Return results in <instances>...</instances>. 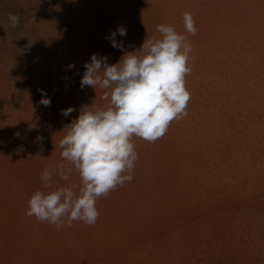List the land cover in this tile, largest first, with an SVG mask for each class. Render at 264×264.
<instances>
[{
    "label": "rangeland",
    "instance_id": "374dc122",
    "mask_svg": "<svg viewBox=\"0 0 264 264\" xmlns=\"http://www.w3.org/2000/svg\"><path fill=\"white\" fill-rule=\"evenodd\" d=\"M160 24L193 47L187 116L132 138L133 180L97 200L94 225L28 217L36 191L81 186L40 176L67 164L56 145L80 110L107 104L81 87L85 63L119 62ZM0 264H264V0H0Z\"/></svg>",
    "mask_w": 264,
    "mask_h": 264
},
{
    "label": "clouds",
    "instance_id": "9594fccd",
    "mask_svg": "<svg viewBox=\"0 0 264 264\" xmlns=\"http://www.w3.org/2000/svg\"><path fill=\"white\" fill-rule=\"evenodd\" d=\"M7 20L13 29L20 24L18 14H9ZM183 24L187 33L197 35L191 13L183 14ZM156 30L160 38L146 39L138 50L124 54L115 64L109 65L107 57L98 58L94 53L91 63H85L81 87L101 89V99L107 104L80 110L56 145L67 164L45 168L40 176L44 188L53 189L54 172L64 181L75 172L81 186L78 190L72 185L36 191L28 200V217L58 228L70 227L74 221L94 225L99 218L97 200L133 180L139 156L132 138L154 143L166 134L173 120L187 116L190 93L185 77L191 73L188 61L193 47L171 25L160 24ZM117 32L126 35L120 26L108 38L112 47L123 51L122 43L115 39ZM40 103L50 106L51 101L42 99ZM73 111L68 107L61 114L69 116Z\"/></svg>",
    "mask_w": 264,
    "mask_h": 264
}]
</instances>
